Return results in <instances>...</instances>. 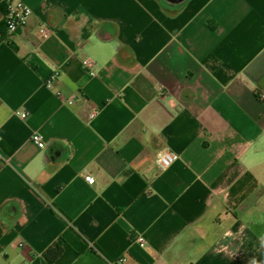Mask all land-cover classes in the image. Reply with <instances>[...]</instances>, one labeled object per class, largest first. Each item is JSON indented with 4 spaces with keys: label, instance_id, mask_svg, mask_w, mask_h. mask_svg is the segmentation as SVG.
<instances>
[{
    "label": "crops",
    "instance_id": "1",
    "mask_svg": "<svg viewBox=\"0 0 264 264\" xmlns=\"http://www.w3.org/2000/svg\"><path fill=\"white\" fill-rule=\"evenodd\" d=\"M19 1L30 25L0 39V264L56 244L55 264H264V0Z\"/></svg>",
    "mask_w": 264,
    "mask_h": 264
},
{
    "label": "built area",
    "instance_id": "2",
    "mask_svg": "<svg viewBox=\"0 0 264 264\" xmlns=\"http://www.w3.org/2000/svg\"><path fill=\"white\" fill-rule=\"evenodd\" d=\"M1 2L6 5V16L4 21L0 22V39L13 38L17 36L21 31L29 27L31 19L33 17V11L19 0H1ZM39 34L42 40H46L51 36L50 30L45 27L40 28ZM85 66L90 71L91 76L95 77V63L88 60L85 62ZM59 79L60 74L58 72L50 76L45 82L46 90H48L49 92H54L55 83ZM55 95L57 99L67 104L69 107H73L75 105V102L65 97L62 92H57ZM21 118L25 119L26 115H22ZM33 142L39 150H44L46 148L44 140L40 136H35ZM177 160L178 156L175 153L166 151L160 158L157 166L161 171H165L170 169L177 162ZM86 182L90 186L95 185V180L91 177H87ZM124 262V260L121 261V263Z\"/></svg>",
    "mask_w": 264,
    "mask_h": 264
},
{
    "label": "trees",
    "instance_id": "3",
    "mask_svg": "<svg viewBox=\"0 0 264 264\" xmlns=\"http://www.w3.org/2000/svg\"><path fill=\"white\" fill-rule=\"evenodd\" d=\"M63 253V245L56 244L45 253L44 258L48 264H55L62 257Z\"/></svg>",
    "mask_w": 264,
    "mask_h": 264
},
{
    "label": "water",
    "instance_id": "4",
    "mask_svg": "<svg viewBox=\"0 0 264 264\" xmlns=\"http://www.w3.org/2000/svg\"><path fill=\"white\" fill-rule=\"evenodd\" d=\"M171 1H180V2H181V0H171ZM51 152L53 153V152H54V150H53V149H51ZM53 163H55V160H53Z\"/></svg>",
    "mask_w": 264,
    "mask_h": 264
},
{
    "label": "flooded vegetation",
    "instance_id": "5",
    "mask_svg": "<svg viewBox=\"0 0 264 264\" xmlns=\"http://www.w3.org/2000/svg\"><path fill=\"white\" fill-rule=\"evenodd\" d=\"M169 1H171V0H169ZM173 2V1H172Z\"/></svg>",
    "mask_w": 264,
    "mask_h": 264
}]
</instances>
